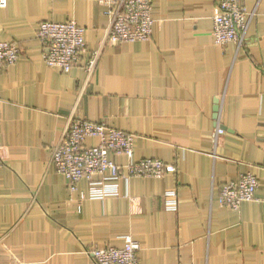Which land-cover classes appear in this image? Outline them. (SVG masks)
<instances>
[{
    "label": "crops",
    "instance_id": "0c3cea01",
    "mask_svg": "<svg viewBox=\"0 0 264 264\" xmlns=\"http://www.w3.org/2000/svg\"><path fill=\"white\" fill-rule=\"evenodd\" d=\"M152 3V38L119 45L107 40L102 0L0 7V40L20 49L0 73V264H97L91 252L122 248L128 237L140 243L139 264H264V0H245L255 15L240 48L215 45L216 0ZM69 21L85 29L86 48L63 74L45 63L37 33L41 23ZM71 121L120 128L135 137V161L176 171L121 176L116 195L91 197L93 183L112 184L103 175L71 191L52 162ZM248 173L256 199L222 207L223 185ZM174 190L177 212L166 209Z\"/></svg>",
    "mask_w": 264,
    "mask_h": 264
},
{
    "label": "built area",
    "instance_id": "2783aa9c",
    "mask_svg": "<svg viewBox=\"0 0 264 264\" xmlns=\"http://www.w3.org/2000/svg\"><path fill=\"white\" fill-rule=\"evenodd\" d=\"M108 7L107 15L111 18L107 40L110 44L147 42L152 38L155 20L152 15V0H102ZM7 0H0L4 8ZM254 13L247 11L245 0H216L213 15V37L215 45L224 48L236 44L240 48L246 36L249 23ZM85 29L74 21L41 23L37 38L47 48L44 55L48 67L57 69L63 74L71 73L82 54L85 52ZM20 58V49L13 43L0 40V73L9 66L15 65ZM98 62L94 55L87 63L86 71L92 76ZM224 134L217 129L214 143ZM90 139L98 141L96 146H88ZM135 137L120 128L105 123L90 121H71L62 140L52 151V162L55 170L69 181V189L77 190L82 179H91L94 175L106 176L112 184L104 190H96L93 183L91 197L116 195V182L121 176L160 179L167 173H174L175 167L160 160L147 159L135 161ZM1 149V141H0ZM125 156L127 165L117 164L111 155ZM1 164V159H0ZM124 172V174H123ZM258 189V180L251 174H243L236 181L223 185L219 204L232 210H239L244 202L254 201ZM85 198L83 194L80 195ZM166 209L177 212V192L166 193ZM140 243L128 237L122 248L101 247L91 254L97 264H139Z\"/></svg>",
    "mask_w": 264,
    "mask_h": 264
},
{
    "label": "water",
    "instance_id": "95a60500",
    "mask_svg": "<svg viewBox=\"0 0 264 264\" xmlns=\"http://www.w3.org/2000/svg\"><path fill=\"white\" fill-rule=\"evenodd\" d=\"M216 111H218V110H216ZM224 130V129H223Z\"/></svg>",
    "mask_w": 264,
    "mask_h": 264
}]
</instances>
